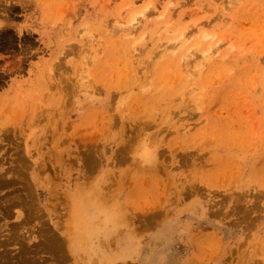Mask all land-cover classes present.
Segmentation results:
<instances>
[{
    "label": "rangeland",
    "instance_id": "374dc122",
    "mask_svg": "<svg viewBox=\"0 0 264 264\" xmlns=\"http://www.w3.org/2000/svg\"><path fill=\"white\" fill-rule=\"evenodd\" d=\"M191 230L264 264V0H0V264L170 263Z\"/></svg>",
    "mask_w": 264,
    "mask_h": 264
},
{
    "label": "crops",
    "instance_id": "0c3cea01",
    "mask_svg": "<svg viewBox=\"0 0 264 264\" xmlns=\"http://www.w3.org/2000/svg\"><path fill=\"white\" fill-rule=\"evenodd\" d=\"M199 227V226H198ZM189 231L187 237L183 236L184 247L180 257L172 260L170 263L149 261L144 264H212V233L211 231H203V233H194ZM153 247L148 250L152 251ZM158 251V250H157ZM156 252V251H155ZM182 258V262L180 260Z\"/></svg>",
    "mask_w": 264,
    "mask_h": 264
},
{
    "label": "bare ground",
    "instance_id": "6f19581e",
    "mask_svg": "<svg viewBox=\"0 0 264 264\" xmlns=\"http://www.w3.org/2000/svg\"><path fill=\"white\" fill-rule=\"evenodd\" d=\"M13 202H14V200H13ZM29 207H30V205H29ZM25 210H26V209H25ZM13 235H14V234H13ZM15 236H16V235H15ZM44 236H45V235H44ZM12 237H13V236H12ZM17 237H18V236H17ZM17 237H16V238H17ZM22 237H23V236H22ZM16 238H15V239H16ZM19 238H20V237H19ZM44 238H45V237H44ZM17 239H18V238H17ZM45 239H49V238H45ZM12 240H13V239H12ZM5 241H6V240H5ZM7 241H8V240H7ZM18 241H19V240H18ZM18 241H17V242H18ZM45 241H46V243H47L48 241H50V239H49L48 241H47V240H45ZM45 241H44V242H45ZM19 242H20V241H19ZM15 243H16V242H15ZM46 243H45V244H46ZM48 244H49V242H48ZM50 244H51V243H50ZM50 244H49V245H50ZM40 245H41V244H40ZM43 248H45V247H43ZM26 250H27V249H26ZM29 250H30V249H29ZM31 250H33V249H31ZM48 250H49V249H48ZM50 250H51V249H50ZM52 250H53V249H52ZM53 251H54V250H53ZM25 252H26V251H25ZM30 252H31V251H30ZM55 252H56V251H55ZM55 252H54V253H55ZM28 254H29V252H28ZM32 254H33V253H32ZM57 255H58V254H57ZM31 256H32V255H31ZM18 262H19V261H18ZM17 264H18V263H17Z\"/></svg>",
    "mask_w": 264,
    "mask_h": 264
}]
</instances>
